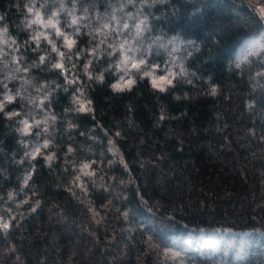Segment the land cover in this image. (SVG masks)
<instances>
[{
  "label": "trees",
  "instance_id": "16d2710c",
  "mask_svg": "<svg viewBox=\"0 0 264 264\" xmlns=\"http://www.w3.org/2000/svg\"><path fill=\"white\" fill-rule=\"evenodd\" d=\"M25 3L0 0V28H7L8 41L0 47L15 51L19 66L28 69L0 64L7 84H0V94L15 97L0 111V206L15 212L26 195L33 203L41 200L10 233H23L28 264L41 256L44 264H264V77L253 75L264 67V49L235 58L264 33V12L254 0H67L77 10L73 18L87 5L123 7L132 28L146 29L150 42L180 43L171 84L158 88L145 77L131 91L110 88L116 79L111 71L103 82L95 79L107 58L94 63L91 80L78 66L73 79L79 84L67 83L53 67L55 54L41 63L48 46L41 41L33 51ZM146 52L161 66L178 59L161 49ZM45 93L42 108L30 103ZM24 118L46 119L47 132L40 123L24 133ZM46 140L44 155L56 154L50 165L37 155ZM66 160L95 161L92 167L103 169L109 190L93 189L91 196L97 205L112 202L100 213L105 225L88 222L87 209L66 190L72 173ZM54 204L66 209L68 219L56 215ZM7 246L0 235V264L11 259Z\"/></svg>",
  "mask_w": 264,
  "mask_h": 264
},
{
  "label": "clouds",
  "instance_id": "9594fccd",
  "mask_svg": "<svg viewBox=\"0 0 264 264\" xmlns=\"http://www.w3.org/2000/svg\"><path fill=\"white\" fill-rule=\"evenodd\" d=\"M54 3H58L59 7H50ZM72 3L75 5L76 0H72ZM254 6L260 12H264V0H254ZM24 9L26 27L32 30L30 40L36 44V49H33V51L40 48L41 41L46 43L48 47L40 55L39 61L43 63L52 54H55L56 60L53 63V67L60 71L65 81L69 84L81 83L78 77L75 80L73 79L78 66L88 80L93 79L92 69L94 63H101L106 58V67L103 68L95 79L103 82L105 79L104 72L111 71L116 79L109 84L110 88L124 90L125 86H127V90L131 91L139 80L150 76L151 71L158 70L157 66L149 65L147 58L138 57L135 54V41L126 31L127 26H125V30L111 28L108 25L94 26L92 21L88 20V17L82 16L80 19L88 20V23L81 27L78 20L73 18L71 12H68L66 20L62 17V12L67 11V0H26ZM0 19H3V17L0 16ZM5 31H7V28H5ZM12 43H15V40ZM9 56L10 61L5 59V57ZM19 59L15 55V51L9 53L3 47H0V64L7 66L11 62L17 65L16 71L26 73L28 69L19 66ZM81 60H83L82 65L79 63ZM249 63L251 62L249 61ZM261 63H264V61H261ZM253 75L254 77H264V67L259 68ZM0 84H3V87L7 88V84L2 80H0ZM43 87L44 85H41L40 88H36L35 92L39 94L43 90ZM77 91L83 94L82 87L78 88ZM0 95H3V99H0V111H3L5 103L14 102L15 97L7 95L6 92ZM17 95H20V93L18 92ZM47 98V93L43 97L37 95L30 103L38 101L37 106L42 108L43 102ZM14 115L22 114L17 112ZM21 123L25 125L26 132L29 131L33 124L38 125L40 123L45 124V127L41 130L42 132H47L48 130L46 119L43 121L34 119L32 122L22 120ZM39 135L40 133L38 132L37 136ZM49 145L50 141H44L42 149L37 151V155H44L43 150L48 149ZM73 152L74 149L68 148L67 155H72ZM44 158L50 165L56 159V154L55 152H49L44 155ZM66 163L71 165L72 168V173L68 177L66 190L74 201L87 209L88 222L93 223L94 226L105 225L106 217L101 219L100 213L111 208L112 202L108 200L103 204L97 205L91 196L93 189L97 191L100 189L104 191L109 190L105 185L103 169L93 168L92 165L96 163L95 161L77 162L76 160H66ZM26 186L27 184L25 182L23 187ZM32 195L38 196L37 193H33ZM13 196L14 193L9 192V200ZM29 203H32V207L26 211H20L25 204ZM40 204V199H36L33 203L32 197L26 195L24 200L16 203L15 207L17 211L15 212L10 208L0 206V235H3L8 241V246L3 251L5 255L11 256L9 264H28V254L23 250V233L21 232L14 236H11L10 233H12L13 228L19 229L21 222L27 219L32 213H35L40 207ZM53 207L59 209L56 215L60 219H68L65 208L59 204H54ZM115 211H119V209L117 208ZM121 215L126 218L127 212H123ZM38 264H44L43 256L40 257Z\"/></svg>",
  "mask_w": 264,
  "mask_h": 264
},
{
  "label": "rangeland",
  "instance_id": "374dc122",
  "mask_svg": "<svg viewBox=\"0 0 264 264\" xmlns=\"http://www.w3.org/2000/svg\"><path fill=\"white\" fill-rule=\"evenodd\" d=\"M90 6L91 7L94 6L93 11L90 9ZM90 6L88 5L84 6L82 10L79 8L80 11H82V13H81V16L78 15L77 17L78 22L83 21L85 24H87L88 20H91L94 26H97V25L103 26L105 24V25L110 26L111 28L121 29V30H125V26H127L126 31L133 37L135 41V45H134L136 47L135 54L138 57L147 58L150 66L158 67V70L151 71L150 76H148V79L152 82V84L158 88H164L167 85L171 84V82H173V80L177 77L178 73L176 71V68H174L172 64L179 62V54L182 52V49L179 48L180 43H177L174 41H167V40L160 39V38L154 40V42H150L151 40H149L147 36L145 35L146 29L143 30L140 27L139 29L137 27L135 29L132 28L133 26L131 22H133V17L130 13H127L123 7L116 8L113 10H109V9L102 10V9H98L100 6H98L97 4L90 5ZM85 9H87V11H85ZM74 10L76 9L73 7H67V11L62 12V13H66L67 15L68 12L73 13ZM87 13H89V15ZM82 16L88 17V20H81L80 18ZM0 44L2 45L8 44V41L6 40L5 31H3L1 28H0ZM157 49L170 52L169 54L164 52L165 55L167 54L166 55L167 58L172 53L178 54V59H177V55L173 57L170 56L173 58L172 59L173 61L169 63L170 65L166 64V65L161 66L158 61H152L148 57L144 56V54L142 53V51L144 52L147 51L146 53H150L152 50H157ZM260 49H264V33H262L258 37H255L247 41L241 47V49L237 52L235 58L237 61L244 60L246 56H248L247 54H250V53L253 54V52L258 51ZM7 95L13 96V94H11L10 92H8ZM24 120H27V119L24 118ZM22 127H23L24 133L29 132V131L27 132L25 131V125L23 123H22ZM206 243L208 242L206 241Z\"/></svg>",
  "mask_w": 264,
  "mask_h": 264
}]
</instances>
